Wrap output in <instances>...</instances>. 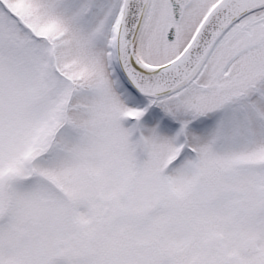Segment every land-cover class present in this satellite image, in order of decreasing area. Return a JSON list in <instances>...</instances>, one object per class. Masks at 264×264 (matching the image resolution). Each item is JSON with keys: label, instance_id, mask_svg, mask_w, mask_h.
I'll return each mask as SVG.
<instances>
[{"label": "snow or ice", "instance_id": "snow-or-ice-1", "mask_svg": "<svg viewBox=\"0 0 264 264\" xmlns=\"http://www.w3.org/2000/svg\"><path fill=\"white\" fill-rule=\"evenodd\" d=\"M0 264H264V0H0Z\"/></svg>", "mask_w": 264, "mask_h": 264}]
</instances>
